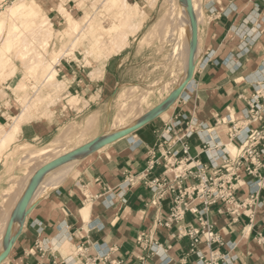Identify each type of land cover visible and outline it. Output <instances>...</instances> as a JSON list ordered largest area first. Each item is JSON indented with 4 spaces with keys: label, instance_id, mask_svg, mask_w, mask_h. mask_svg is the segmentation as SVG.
Returning <instances> with one entry per match:
<instances>
[{
    "label": "crops",
    "instance_id": "0c3cea01",
    "mask_svg": "<svg viewBox=\"0 0 264 264\" xmlns=\"http://www.w3.org/2000/svg\"><path fill=\"white\" fill-rule=\"evenodd\" d=\"M7 1L0 0V10ZM27 1L30 4L17 2L7 13L15 18L28 13L23 20L21 18L20 25L12 26L8 36L16 26L21 38L45 18L51 29H56L64 21V13L78 22L80 30V22L75 18H80L81 10L72 0L62 5V16L58 0ZM201 10L204 24L201 25L200 63L179 99L167 109L166 118L158 116L82 158L71 178L35 202L13 239L5 264H141L142 256L147 257V264H197L199 258L205 264H264V188L258 191L252 206L240 209L238 218L226 213L221 203L205 210L199 200H185L188 207L197 212L185 213L181 223L169 228L164 227V220L173 205L172 196H165L156 205L152 203L150 183L160 179L164 171L160 154L180 149L178 140L186 121L181 120L169 135H166V127L175 126L184 115L193 121L201 138L205 136L227 145L231 125H223L221 120L241 121L248 109V100L255 93L264 97V0H203ZM89 20L87 18L86 23ZM66 30L64 21V28L56 31L57 36H66ZM66 33L77 34L78 31ZM3 40L1 36L0 79L3 69L11 64L7 55L17 51L15 45L5 50L6 40L4 43ZM121 51L106 57L102 63L86 56L85 52H76L77 63L66 56L59 64L57 61L55 81L43 92L52 100L46 108L53 114L43 116L46 110L43 107L34 118H25L15 143L46 142L79 114H98L118 91ZM55 54L59 52L50 50L48 60L54 61ZM85 57L92 66L81 64ZM10 78L12 76L8 75L5 80ZM10 95L8 100L0 98V124L5 127L9 119L28 110L25 105L15 113ZM70 98L78 101V110L65 106L64 101ZM261 125L264 122L252 124L253 127ZM162 137L168 138L167 145L162 144ZM187 145L191 159L207 162L197 136L187 140ZM235 147L232 141L227 150L234 153ZM208 153L211 155V151ZM152 155L155 165L149 169ZM258 173L264 177V169ZM250 180L257 179L247 176L239 180L234 194L237 203L248 204L250 193L257 190V186L246 185ZM195 183L188 179L181 186L188 188ZM199 218L212 225L219 243L208 248L202 239L193 245L185 236L189 227L200 229ZM141 235L145 238L139 245L137 238ZM152 246L156 250L154 255L149 252ZM104 254L106 260H103Z\"/></svg>",
    "mask_w": 264,
    "mask_h": 264
},
{
    "label": "rangeland",
    "instance_id": "374dc122",
    "mask_svg": "<svg viewBox=\"0 0 264 264\" xmlns=\"http://www.w3.org/2000/svg\"><path fill=\"white\" fill-rule=\"evenodd\" d=\"M19 1L30 4L27 0H8L0 10V23L4 21L0 34V37H4L3 43L12 26L20 25L21 18L23 17V20L28 14L25 13L20 18L7 16L9 10ZM58 1L61 4L58 11L62 16L61 7L69 0ZM72 1L73 5L81 10L80 18H75L80 22L78 33L64 32L66 36H57L56 31L64 28V21L58 28H52L54 32H51L50 40H47L50 26H45L42 29L40 26L43 23L24 32L20 38L21 46L16 45L17 51H12L7 55L11 64L3 69V78L0 79V98L8 100L9 94H11L12 105L16 109L15 113H19V110L25 105L28 108L26 112L22 110L21 114L9 119L6 127L0 124V254L2 253L0 264H5V256L13 243L9 233L16 234L13 239L17 237L24 216L32 210V202L39 199L38 195L44 188L43 184L48 183L43 180V177L61 167L60 164L53 168L55 170H50L53 165L57 161L63 163L65 169L63 168L62 177H64L59 184L53 185L44 195L52 192L54 188L59 187L72 177V172L82 159L77 160L80 157L79 154L90 151L91 147L105 133L114 130L112 132L117 134L133 124L136 125L143 116L161 108L162 105L166 107L167 102L171 101L173 95L178 92L177 90L187 84L191 77L193 79L200 63L201 25L204 24L201 10L203 0L196 1L199 5H196L198 14H194L198 17V20L195 21L196 53L194 57L190 52L183 51L184 40L181 27L183 16L191 6V1ZM136 2L140 10L131 12L128 6L135 5ZM32 18L34 19L35 16ZM87 18H90L88 23H86ZM158 22L159 26L157 27H161V29L158 30L156 27V31L149 34L158 25ZM74 32L77 31L74 30ZM50 50L59 52L54 55L53 66L57 64V61L59 64L64 56L77 63L76 52H85L86 56L102 63L106 57L122 50L120 57L123 61L118 91L113 98L107 100L98 114L92 115L90 112L79 114L74 120L65 123L51 140L37 144L15 143L20 124L25 121V118H34L43 107L46 109L43 116L44 113L49 116L53 114V111L48 113L49 109L46 108L49 102L52 104V100L45 94L43 95V92L52 87L57 75L55 78H46L45 65L49 61ZM59 56L60 58H56ZM88 57H85L81 62L86 67L92 66ZM34 63L35 65L36 63L43 64L39 66L38 70H31L30 67H33L31 65ZM49 70L50 67L47 66L46 71L49 72ZM8 75H11L12 78L6 81L5 78ZM184 89L180 91L178 98L174 99L169 107L167 106L156 116L165 119L167 109L176 103ZM77 102L72 98L64 101L67 108L78 110ZM62 105L64 104L62 103ZM89 115L94 116L95 121L86 129L85 120ZM13 128L17 129V133L12 137L10 134ZM86 156L87 154L83 158ZM53 157L56 158L52 160V163L46 164ZM72 159L74 161L70 163ZM43 168H45L44 172Z\"/></svg>",
    "mask_w": 264,
    "mask_h": 264
},
{
    "label": "built area",
    "instance_id": "2783aa9c",
    "mask_svg": "<svg viewBox=\"0 0 264 264\" xmlns=\"http://www.w3.org/2000/svg\"><path fill=\"white\" fill-rule=\"evenodd\" d=\"M211 54L207 57L209 58ZM262 99V101H261ZM248 109L245 111L243 119L239 122H226L221 120V124H230L228 130L229 143L221 145L215 139L208 140L200 137L198 129L192 120H187L184 115L177 120L175 126L165 128L166 135L172 133L173 129L180 125V121H186V126L179 142L181 147L178 151L165 150L160 154V159L164 171L160 179H155L150 183V190L153 193L154 200L152 203L156 205L165 196H172V207L170 208L167 219L164 220V227L169 228L171 225L179 224L183 221L187 212L196 213L197 210L189 208L185 200H199L203 203L205 210L208 207L221 203L225 208V212L234 218L240 216V209L245 206H252L257 200L258 191L264 188V177L261 178L258 171L264 169V125L253 127V123L264 122V97L260 93H255L248 102ZM202 128V126H198ZM197 136L201 140L202 152H204L207 162L202 163L193 160L189 156V147L187 140ZM163 143L168 144L169 140L162 137ZM234 141L236 143L235 152L232 154L227 147ZM162 145L159 146L161 148ZM211 151V155L208 152ZM179 154L182 158H178ZM154 155L149 161V169L155 162ZM157 162V160H156ZM244 174V177L241 176ZM257 179L255 182L251 180L246 183L250 186H257V190L250 193L248 204L235 200V191L239 180L245 177ZM188 179L195 180L196 183L188 188L181 186L183 181ZM263 180V182H262ZM200 229L187 228L185 236L192 240L193 245L199 244L202 239L208 248L213 244L219 243L218 236L214 233L213 227L207 221L199 218ZM144 235L137 238V244L140 245L144 239ZM150 255H154L156 250L149 247ZM106 260V254L103 255ZM141 264H147V257L139 258ZM114 264V263H110ZM120 264V263H116ZM197 264H205L202 258H199Z\"/></svg>",
    "mask_w": 264,
    "mask_h": 264
},
{
    "label": "bare ground",
    "instance_id": "6f19581e",
    "mask_svg": "<svg viewBox=\"0 0 264 264\" xmlns=\"http://www.w3.org/2000/svg\"><path fill=\"white\" fill-rule=\"evenodd\" d=\"M189 1H191V6H189V8H188V10L185 12V16H183V21H182V25H181V27H182V31H183V40H184V48H183V51L184 52H190L191 53V55L194 57L195 56V53H196V47H195V42H194V37H195V21H197L198 20V17L197 16H194V14L195 13H197L198 14V10H197V6L199 5V3H198V5H197V0H187V2H189ZM64 3V2H63ZM197 5V6H196ZM128 8H129V10L131 11V12H137L138 10H140V8H139V6L138 5H133V6H128ZM199 8V7H198ZM197 14H195V15H197ZM195 17V18H194ZM63 18H64V21H65V26L67 27V30L65 31V33L66 32H68V31H70V30H76V31H78V27H79V24H78V22H76V21H74L71 17H70V15L69 14H67V13H64L63 14ZM196 19V20H195ZM44 21V22H43ZM43 21H41L39 24H38V26L39 25H41L42 23L44 24H42L40 27L43 29L45 26H50L49 25V23H48V21H47V19L45 18V19H43ZM162 23H164V22H162ZM3 24L4 23H1L0 24V34L2 33V30H3ZM158 25H156L154 28H153V30L152 31H150L149 32V34H151L152 32H154V31H156V29H158L159 30V28L161 29V27H157V26H159V22L157 23ZM166 24V23H165ZM161 25V24H160ZM165 26V25H164ZM39 27V28H40ZM157 27V28H156ZM39 28H37L38 30H39ZM156 28V29H155ZM15 30V31H14ZM51 30V31H50ZM42 31V30H41ZM51 32H52V29H51V27H50V29H49V32L47 33L48 34V36L49 37H47L48 39L47 40H50L49 38H50V35H51ZM18 33H19V30H18V28L15 26L14 28H13V36L12 35H9L8 37H7V39H6V43H5V50H7V51H9L10 50V48H11V46L12 45H19L20 43H21V41H20V38L18 37V36H20V35H18ZM43 34V33H42ZM45 35H46V33H45ZM44 36V35H43ZM23 37V36H22ZM46 40V41H47ZM16 46V47H17ZM55 61V60H54ZM54 61H52V62H54ZM52 62L51 61H48L46 64L47 65H45V72H46V74H47V77L46 78H51V77H53V78H55V75H56V73H55V70H54V66L52 65ZM42 64L43 63H41V64H37L36 63V65H35V63H34V65H31V66H33V67H30V69L31 70H38V68H40L39 66H42ZM47 66H49L50 67V70H49V72H47L46 70H47ZM29 69V70H30ZM30 70V71H31ZM39 74V73H38ZM191 79V78H190ZM189 79V80H190ZM188 83V82H187ZM186 84H184L183 86H182V88L184 87V88H186ZM131 90V89H130ZM135 93V92H134ZM178 93V92H177ZM177 93H176V95H175V97L177 96ZM131 95V94H130ZM136 102V101H135ZM134 103V102H133ZM165 107H161V108H157V109H155V110H153L151 113H148V114H146L145 116H143L140 120H139V122L134 126V124H133V129L134 128H138L139 126H141L144 122H146L149 118H151V117H153V116H155V115H157L158 113H161L162 112V110L164 109ZM164 111V110H163ZM142 115V114H141ZM144 115V114H143ZM95 119V117L94 116H89L86 120H85V126H86V129L87 128H89V126L91 125V123H94L93 121H95L94 120ZM138 120V119H137ZM136 120V121H137ZM116 123V122H115ZM92 127V126H91ZM85 129V128H84ZM109 131V130H108ZM112 131H114V130H112ZM112 131H110V132H108V133H105L102 137H101V139L98 141V143H99V146L100 145H103V144H105L106 142H107V140H108V136L110 135V134H112L113 132ZM12 133L10 134V135H12V137H13V135H15L16 134V129H12V131H11ZM115 134V133H114ZM4 138V137H3ZM2 142L3 143H5L3 140H2ZM98 143L96 144V145H98ZM88 148V147H87ZM231 153H232V151L231 150H229ZM32 152V151H31ZM37 152V151H36ZM35 153V152H34ZM40 153V152H39ZM29 154V153H28ZM30 154H32V153H30ZM86 154V153H85ZM85 154L84 153H80L79 154V158L77 159V160H80L81 158H83L84 156H85ZM232 154H234V153H232ZM37 155H38V153H37ZM34 158V157H33ZM49 158V157H48ZM56 157H53L52 159H50V160H48L47 162H46V164L48 163V164H50V163H52V160L53 159H55ZM71 159V158H70ZM46 161V160H45ZM55 161V160H54ZM74 160L72 159V161H70V163H72ZM43 164V163H42ZM61 164V165H60ZM38 165V164H37ZM58 165H60L61 167L60 168H58L57 169V171H55V172H50V173H48V172H46V173H48V175H46V176H44L43 177V180H45V181H48V183H46V184H43L44 185V188H43V190L39 193V195H38V197L39 198H41L43 195H44V193L47 191V190H49L53 185H56V184H59L60 183V181H62V179H63V177H62V172L64 171V169H65V166H63V163L62 162H59V161H57V163H55L54 165H53V167L50 169V170H55V169H53V168H55L56 166H58ZM43 166V165H42ZM64 168V169H63ZM41 171V170H40ZM45 171V168H43V172ZM38 172V171H37ZM41 173H42V171H41ZM40 173V174H41ZM37 175H39V174H37ZM56 177H55V176ZM54 176V178H52ZM42 178V177H41ZM29 180V179H28ZM42 187V186H41ZM55 187V186H54ZM34 200H36V199H34ZM35 202L36 201H33L32 202V205H34L35 204ZM25 217V216H24ZM78 253V252H77ZM2 256V253L0 254V257Z\"/></svg>",
    "mask_w": 264,
    "mask_h": 264
},
{
    "label": "water",
    "instance_id": "95a60500",
    "mask_svg": "<svg viewBox=\"0 0 264 264\" xmlns=\"http://www.w3.org/2000/svg\"><path fill=\"white\" fill-rule=\"evenodd\" d=\"M184 89V87L182 88V87H180L179 88V90H177L178 91V94H177V96L174 98V95H173V97H172V100L171 101H169V102H167V104H166V107L168 106H170V104L172 103V101L174 100V99H177L178 98V96L180 95L179 93H180V91H182ZM176 91V92H177ZM161 107H165V105H162ZM165 107V108H166ZM164 108V109H165ZM163 109V110H164ZM159 114V113H158ZM157 114V115H158ZM157 116L155 115V116H153V117H151V118H149L146 122H144L143 124H145V123H147L148 121H150V120H153L154 118H156ZM142 124V125H143ZM141 125V126H142ZM135 126V125H134ZM134 126H131V127H129V128H127V129H123L121 132H119V133H117V134H114V133H112V134H110L109 136H108V140H107V142L105 143V144H103V145H100L99 146V143H98V141L91 147V149H90V151H88L86 154L88 155V154H90V153H92V152H94V151H96V150H98V149H100L101 147H103V146H105V145H107V144H110L111 142H113V141H115V140H117V139H119V138H121V137H123V136H126L127 134H129V133H131L132 131H134V130H136L137 128H134L133 129V127ZM140 127V126H139ZM138 127V128H139ZM130 130H132L131 132H128V131H130ZM126 134V135H125ZM98 143V145H96ZM26 217V216H25ZM24 217V218H25ZM24 220V219H23ZM23 222V221H22ZM16 236V234L15 233H9V237H12L11 238V240H13V238Z\"/></svg>",
    "mask_w": 264,
    "mask_h": 264
}]
</instances>
